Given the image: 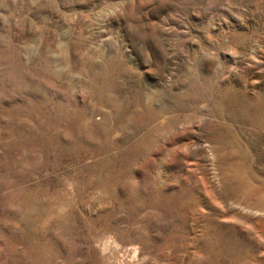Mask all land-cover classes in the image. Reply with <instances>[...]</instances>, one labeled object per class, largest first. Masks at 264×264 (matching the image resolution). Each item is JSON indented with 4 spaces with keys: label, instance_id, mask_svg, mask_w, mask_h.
<instances>
[{
    "label": "rangeland",
    "instance_id": "rangeland-1",
    "mask_svg": "<svg viewBox=\"0 0 264 264\" xmlns=\"http://www.w3.org/2000/svg\"><path fill=\"white\" fill-rule=\"evenodd\" d=\"M0 264H264V0H0Z\"/></svg>",
    "mask_w": 264,
    "mask_h": 264
}]
</instances>
